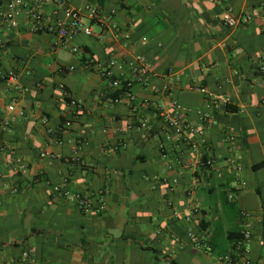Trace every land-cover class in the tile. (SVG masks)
Returning a JSON list of instances; mask_svg holds the SVG:
<instances>
[{
	"label": "crops",
	"instance_id": "obj_1",
	"mask_svg": "<svg viewBox=\"0 0 264 264\" xmlns=\"http://www.w3.org/2000/svg\"><path fill=\"white\" fill-rule=\"evenodd\" d=\"M29 1L55 19L87 0ZM97 2L103 15L116 12L93 35L77 34L76 52L55 32L31 31L24 15L0 34L3 68L29 88L0 81V119L11 121L0 125V263L33 264L20 262L28 250L34 264H264V19L222 20L264 0ZM136 55L153 75L113 104L99 68L116 58L114 72L131 79ZM175 110L205 133L193 143L174 134L162 111ZM56 185L105 209L84 212Z\"/></svg>",
	"mask_w": 264,
	"mask_h": 264
},
{
	"label": "built area",
	"instance_id": "obj_2",
	"mask_svg": "<svg viewBox=\"0 0 264 264\" xmlns=\"http://www.w3.org/2000/svg\"><path fill=\"white\" fill-rule=\"evenodd\" d=\"M58 4L65 5L66 0H56ZM87 0L83 5L79 7H73L66 5L64 7V14L61 17L52 19L45 15L39 8L38 4H32L29 0H0V34L5 30L16 29L20 24V16L24 15L25 23L29 25L31 31L35 32H55L59 36V44L70 48L73 52L78 51L77 45L74 44L75 36L79 33H83L85 35H93L94 23H97L102 26L108 25V21L113 19V15L116 10H111L109 15H103L100 10V6L97 0ZM264 19V6L252 8L250 11H246L239 14H233L231 12L225 13L223 16V23L228 27H236L239 24H248L253 22L256 19ZM111 26L114 30L118 29L117 24L112 21ZM263 31H264V23H263ZM123 38L126 40L130 39V34L125 33L122 34ZM4 41L0 36V81L6 83L9 89L15 90H23L28 91V87H24L19 82V73L11 68L5 70L3 68V58L1 51L4 48ZM122 67L119 65L118 60L116 58H111L109 62L99 68V72L101 77L107 82L108 89L110 91L109 100L111 103L115 104L121 102L123 97L133 98L132 86L134 82H146L152 75V63L144 56V55H136L134 60L131 62V68L134 73V77L131 79H126L122 74H116L114 69L116 67ZM259 70L264 72V52L262 55V62L259 65ZM172 68H170V72ZM177 80H180V77H177ZM60 87L65 91V93L69 94L65 89L63 84H60ZM191 88L195 91L201 93H207V89L200 85L194 84ZM222 100L224 102H228L229 100L223 96H214V102L216 105H219V101ZM147 102L148 100L145 99ZM71 104L75 107L80 108L81 102L77 101L73 97H71ZM16 101H13L8 106V110L10 112H14L16 110ZM174 106L176 109L180 108L182 105L175 100ZM162 116L164 121L167 124V127L174 133L179 135V137L187 141L188 143H193V136L203 135L206 131L204 127H197L190 123L184 121L183 116L175 110L174 112L162 111ZM0 125L3 130H9L11 128V121L8 119H0ZM67 126L71 125L70 121L66 122ZM149 126L147 119H140V128H147ZM231 140H234L235 135L231 134L229 136ZM43 156L45 154H42ZM165 156V154H164ZM205 163L211 164L210 160H206ZM1 176V173H0ZM174 190V187H171ZM55 192H59L64 194L68 199L73 201L77 207L84 211H95L101 212L105 209V201L101 199L102 202L98 205H95L92 199L88 196H85L81 193L71 192L69 190H62L60 185H56L54 187ZM229 197L234 198L233 193L229 194ZM194 212H199L200 207L195 206ZM248 215V213H245ZM242 239L240 240L239 247L241 249H245V244H247L252 238V222L249 220L245 221L242 224ZM191 238L193 240H197V237L191 233ZM207 249L211 247L206 245ZM8 262H19L16 259H13ZM20 262H32L34 264L35 258L31 255L28 250L22 252L20 257ZM247 264H251L250 260H246ZM0 264H7V261H4Z\"/></svg>",
	"mask_w": 264,
	"mask_h": 264
}]
</instances>
